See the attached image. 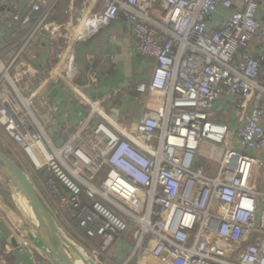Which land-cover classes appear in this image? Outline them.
I'll use <instances>...</instances> for the list:
<instances>
[{
  "label": "built area",
  "instance_id": "2783aa9c",
  "mask_svg": "<svg viewBox=\"0 0 264 264\" xmlns=\"http://www.w3.org/2000/svg\"><path fill=\"white\" fill-rule=\"evenodd\" d=\"M24 1L0 12V127L96 241L80 250L93 264H264V0H69L66 24L50 20L60 0ZM219 6L229 13L210 27ZM115 19L154 67L93 97L76 81L74 45L90 21ZM54 91L79 110L57 113ZM133 93L139 116L106 111ZM230 111L232 123L215 120ZM9 228L35 264H58Z\"/></svg>",
  "mask_w": 264,
  "mask_h": 264
},
{
  "label": "crops",
  "instance_id": "0c3cea01",
  "mask_svg": "<svg viewBox=\"0 0 264 264\" xmlns=\"http://www.w3.org/2000/svg\"><path fill=\"white\" fill-rule=\"evenodd\" d=\"M20 1V5L25 3L24 0H14ZM69 0H60L57 4L56 8L50 15V20L55 21L60 24H66L69 20V13L67 11ZM76 7L80 6L81 0H74ZM5 7L3 6V0H0V12H3ZM229 13V9H226L223 6H219L214 13L212 19L209 21L210 27H218L223 19ZM36 13H33L34 16ZM256 18L264 24V7H261L256 15ZM1 31H4V28H0ZM63 32H65V28H63ZM85 35L82 39L77 41L74 45V61L73 65L76 69V81L79 84L83 85L84 91L93 97H101L106 95L113 88L120 86L122 84H130L131 86L135 85V82L140 79H147L151 74V70L154 67V60L151 58H145L141 55H138L134 51V43L135 39L131 34V29L129 26L123 22L121 19H115L110 22H102V21H93L87 24L85 29ZM10 33L5 32L2 35L3 39H10ZM43 39H47L45 36ZM46 52L45 45L41 46L38 50V54L42 56ZM95 70L98 75V79L96 81H91L89 78V71ZM54 95L60 101L65 100L66 106H69L70 110L76 111L79 110V106L76 104V101H70L67 97L64 96L63 93L58 91H54ZM130 103H126L121 101L122 110L128 111V109H132L131 114L132 118L139 116L140 114V106L143 101V96L133 93ZM224 99L226 102L231 101V97L228 93L225 94ZM59 101V102H60ZM112 104H110L111 106ZM224 105V104H222ZM128 106V107H126ZM138 108V109H137ZM129 115V112L128 114ZM131 118V119H132ZM234 120V113L231 111L226 114H218L215 117V120L221 123H232ZM264 156V153L262 154ZM35 168V167H34ZM38 174L36 177L38 178V182L34 184L35 186L38 184L42 185L43 191L45 194H41V191L37 190L41 195L43 201L46 203L47 207L50 209L54 219L56 220L58 226L63 228L65 222L70 225V219L66 217L64 213L57 209L55 196L53 193V189L48 182V177L44 176L40 173L41 170L35 169ZM42 172V171H41ZM44 179H41V178ZM11 187L14 185L10 181ZM57 190L60 191L58 186H55ZM64 190L63 188H61ZM61 192H64L62 191ZM12 197L15 201H17L23 209L26 211V214L32 218L31 210L29 209L28 203L24 198V203H21L19 197L15 195V192L12 191ZM1 203L6 205L7 203L0 196ZM8 205V204H7ZM9 206V205H8ZM1 210H3L1 208ZM54 210V214L53 211ZM8 211V210H7ZM9 212V211H8ZM59 212L61 215H59ZM56 215V216H55ZM74 225H72L71 229L76 230L74 227L76 226V221L71 220ZM64 222V225H63ZM5 218L0 213V257L5 262V264H35L33 259L27 253L25 249L16 241L15 238L10 237V228ZM65 227V226H64ZM77 232V231H76ZM75 233V232H74ZM82 232H77V235H81ZM125 237L130 238V233H125ZM16 241L17 245H14L13 242ZM34 244H38L37 241H33ZM123 244L122 240H119L114 244L115 248L121 247ZM40 246V245H39Z\"/></svg>",
  "mask_w": 264,
  "mask_h": 264
},
{
  "label": "water",
  "instance_id": "95a60500",
  "mask_svg": "<svg viewBox=\"0 0 264 264\" xmlns=\"http://www.w3.org/2000/svg\"><path fill=\"white\" fill-rule=\"evenodd\" d=\"M11 31L12 30L8 33ZM65 105V100L56 103L57 113H62L65 110H68L65 108ZM5 179L8 182L6 191L10 194V196H12V187L10 185L11 181L16 186V190L20 192L27 201L33 218L36 221V225H33L32 223L34 234L43 248L48 251L51 258L56 263L79 264L78 261H80L81 264H93L92 260L62 233L33 181L29 178L21 166H19V164L16 163L8 154L0 149V189L6 186ZM56 186L62 190L59 183H56ZM3 200L5 199L3 198ZM5 202L9 205L6 200ZM15 203L17 214H19L23 220L30 221L31 218L28 217L26 212H24L21 204L17 201H15ZM13 244L17 245L16 241H14Z\"/></svg>",
  "mask_w": 264,
  "mask_h": 264
},
{
  "label": "rangeland",
  "instance_id": "374dc122",
  "mask_svg": "<svg viewBox=\"0 0 264 264\" xmlns=\"http://www.w3.org/2000/svg\"><path fill=\"white\" fill-rule=\"evenodd\" d=\"M105 107H106L105 109L107 112H109V113L112 112V113L118 114L121 116V118L128 119V120H131V118H132V117H130V116H132V114H131L132 109L131 110L128 109V111L122 110L121 101L116 100L111 106H107V104H105ZM126 107H128V106H126ZM128 112H129V115H127ZM0 149L2 151H4L6 154H8L16 163L19 164V166H21V168L25 171V173L29 176V178L33 181L34 184H36V182L40 181L36 177L38 172L35 170L33 164L31 163V161L29 159V157L15 144V142L12 140V138L8 134H5L3 132L1 127H0ZM209 149H210V146L207 144H204L201 147L200 151L202 153L206 154ZM41 171H40V173H42L44 176H47L46 172L44 170H41ZM41 179H44V178L42 177ZM40 184L39 185L37 184L36 186H37L38 190L41 191V194L43 195V194H45V191H43V187ZM5 185L6 186H4V187L2 186L3 188L0 189V196L2 198H4L9 203L10 206H8L7 204L3 205L6 210H4V208L0 207V213L5 218V220L10 225L11 228L17 227L19 230L23 231L24 235H27L28 242L37 241V243H39L41 245V243L39 242V240L37 239V237L34 234L33 227H32V220L25 221L20 217L19 214H17L16 203L12 199V196H10V194L6 191V187L8 186V182L6 181V179H5ZM12 191L17 194L21 203H24L25 200L22 197L21 193L16 190L15 185L12 186ZM0 202H1V200H0ZM1 208L3 210H1ZM7 209L9 212L7 211ZM52 211L54 214V210H52ZM59 215H61L60 212H59ZM9 217H11L12 219H10ZM32 218H33V215H32ZM33 221H35L34 218H33ZM63 225H64V222H63ZM70 225L71 226H69L65 222V225H64L65 227L64 226H63V228L61 227L62 233L65 236H67L79 249H81L83 252H87L91 248V245L83 242L85 240L81 235L76 234L78 232L77 230L73 231L71 229L72 225H74L71 220H70ZM74 228L76 229V227H74ZM129 241H130V243H132L131 240H129ZM41 247L43 248L42 245H41ZM43 249H45V248H43ZM44 251H45L46 255L51 258L48 251L47 250H44Z\"/></svg>",
  "mask_w": 264,
  "mask_h": 264
},
{
  "label": "trees",
  "instance_id": "16d2710c",
  "mask_svg": "<svg viewBox=\"0 0 264 264\" xmlns=\"http://www.w3.org/2000/svg\"><path fill=\"white\" fill-rule=\"evenodd\" d=\"M115 102V101H114ZM82 234V236H84V234H83V232L81 233ZM84 240L85 241H83L84 243H88L89 245H91V247L94 245V244H96V241L95 240H93V239H88V238H84Z\"/></svg>",
  "mask_w": 264,
  "mask_h": 264
},
{
  "label": "bare ground",
  "instance_id": "6f19581e",
  "mask_svg": "<svg viewBox=\"0 0 264 264\" xmlns=\"http://www.w3.org/2000/svg\"><path fill=\"white\" fill-rule=\"evenodd\" d=\"M35 160L38 161V160H37V157H35ZM15 195H17V194L15 193ZM26 202H27V201H26ZM24 212H26V211L24 210ZM28 217H29V215H28ZM30 218H31V217H30ZM31 220H32L33 225H36V221H33V218H31ZM25 238H26V240H28L27 235H25ZM78 263L81 264L80 261H78Z\"/></svg>",
  "mask_w": 264,
  "mask_h": 264
}]
</instances>
